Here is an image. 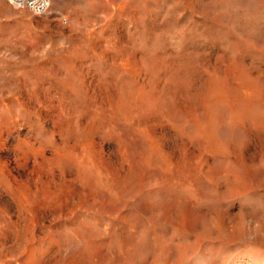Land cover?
I'll use <instances>...</instances> for the list:
<instances>
[{
	"label": "rangeland",
	"instance_id": "rangeland-1",
	"mask_svg": "<svg viewBox=\"0 0 264 264\" xmlns=\"http://www.w3.org/2000/svg\"><path fill=\"white\" fill-rule=\"evenodd\" d=\"M0 264H264V0H0Z\"/></svg>",
	"mask_w": 264,
	"mask_h": 264
},
{
	"label": "built area",
	"instance_id": "built-area-1",
	"mask_svg": "<svg viewBox=\"0 0 264 264\" xmlns=\"http://www.w3.org/2000/svg\"><path fill=\"white\" fill-rule=\"evenodd\" d=\"M13 6H28L29 9L37 10V14H44L49 8V0H7Z\"/></svg>",
	"mask_w": 264,
	"mask_h": 264
}]
</instances>
